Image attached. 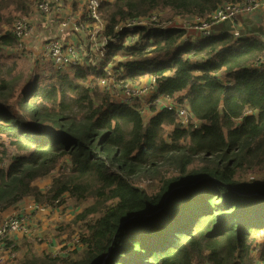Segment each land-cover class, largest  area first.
<instances>
[{"label": "trees", "instance_id": "obj_1", "mask_svg": "<svg viewBox=\"0 0 264 264\" xmlns=\"http://www.w3.org/2000/svg\"><path fill=\"white\" fill-rule=\"evenodd\" d=\"M245 1L114 0L101 7L106 37L159 15L135 47L112 45L101 66L120 55L118 70L131 81L153 77L158 95L200 122L185 128L167 109L152 107L146 121L141 104L115 103L94 68L39 73L16 52L12 32L36 0H0V223L26 200L54 209L73 200L79 211L55 236L70 243L77 225L100 214L79 234L81 251L31 249L20 264L264 262V64L254 67L264 55V26L244 16L251 39L236 38L224 21L220 35L187 44L183 27L162 29L166 16L208 24L220 7ZM49 177L43 191L37 181Z\"/></svg>", "mask_w": 264, "mask_h": 264}, {"label": "built area", "instance_id": "obj_2", "mask_svg": "<svg viewBox=\"0 0 264 264\" xmlns=\"http://www.w3.org/2000/svg\"><path fill=\"white\" fill-rule=\"evenodd\" d=\"M112 1L114 0H36L32 9V15L34 13L45 16L53 15L61 19L58 37H53L47 40L45 44L43 43L42 46L36 48L31 18L20 20L12 27V32L18 41V53L29 56L33 62V66L40 73L44 74L50 70L68 71L69 68H94L96 71L104 74V79H102L101 83L103 90L106 93L112 94L116 103L127 105L139 103L143 108L164 106L163 109L174 112L180 118L185 128H188L191 124L199 126L200 122L190 114L186 107L176 106L172 100H164L162 96H144L127 101L120 99L121 92H130L132 89L138 87L139 83L133 82V84L123 73V69L118 70L117 62H109L107 65L101 66V63H103L102 58H106V54L110 51L112 45L123 40L120 39L121 36L141 33L144 27L149 29L155 28L159 23V15L153 14L149 18L123 23L117 27L113 37H106L103 34L105 22L101 14V7L105 2ZM75 5L78 6L76 11L74 10ZM257 11H264V0H246L238 5L220 7L213 14L212 22L208 24L202 23L200 19L193 16L176 19L169 22V24H176L174 27L182 26L184 30L191 32L189 27L215 28L224 21H230L235 30L236 23H240L244 16L252 15ZM163 27L167 28L169 26L165 23ZM67 33L80 35L85 41L84 45L64 43L59 36ZM220 33L210 34L209 32H205L202 33V39L212 38L213 36L220 35ZM252 37L254 35L251 33L242 36L237 34V38L240 40H248ZM262 39L264 41V36H262ZM124 45L128 46L129 44L126 45L124 43ZM263 64L264 55L254 67L261 69ZM91 79H94V77L92 76ZM153 82L155 83V81ZM53 210L54 208L49 205L35 204L32 206L30 213L13 215L1 221L0 254L4 255L5 260H11L15 257L13 253L15 245L10 241L6 247L4 242L11 235H29L33 226V220L43 215L48 216Z\"/></svg>", "mask_w": 264, "mask_h": 264}, {"label": "rangeland", "instance_id": "obj_3", "mask_svg": "<svg viewBox=\"0 0 264 264\" xmlns=\"http://www.w3.org/2000/svg\"><path fill=\"white\" fill-rule=\"evenodd\" d=\"M249 16L251 17L250 20H252L253 22L261 23L259 25L264 26V11H257L256 13H253L252 15H249ZM166 18H167V16L165 17L164 23H166L169 27L163 28L164 30L171 29L170 26H176V24L170 25L169 22L166 21ZM180 27H182V26H180ZM251 27H252V24L247 22L245 20V17H243L241 19L240 23H236V27H235V30L233 33L236 35V38H237V34L242 36V35H246V34L250 33L248 31V29ZM189 28L191 31L189 33L191 36H186L183 39H181V43H183V44H187L189 42H191V43L198 42L199 40H201L203 38L202 33L209 32L210 34H219L222 31V30H220V26H216L215 28H212V27L206 28V27H199V26H194L192 28L191 27H189ZM150 29H154V28H150ZM251 34H253V33H251ZM253 35L255 36L256 34H253ZM259 36L262 39V36H264V35H259ZM213 37H215V36H213ZM140 38H141V33L131 34L129 36L123 35V36H121L120 39H123L124 43H126V45L129 44L128 46H134L135 44L137 45L140 42ZM120 39H119V41H120ZM107 54H109V52ZM121 61H123V58H121L120 55H115V56L111 57V59H110V62H121ZM74 69H76V68H69L68 71H73ZM96 72L98 73V71H96ZM138 79H139V86L136 87L135 89H132L130 92H125V91L121 92L120 99H122L123 101H127L129 99H138V97H144V96L155 97L159 94V88L153 82L154 81L153 77H149L148 74H144V75H140ZM131 82H133V81H131ZM45 84H41V85H45ZM158 96H162V95H158ZM162 97L164 100H167V99L172 100V102L176 106H182V105L177 104L176 100L172 99L171 97H166V96H162ZM118 104H121V103H118ZM134 104L135 103L129 104L128 106H132ZM121 105H127V104H121ZM163 107L164 106H157L155 108L156 109H163ZM151 108L152 107H149V108L145 107L144 108L143 115H144L145 119H147V120H149L151 117L154 116V114L151 111ZM51 183H52V178H50V177L37 181V185L40 187V189H43L45 191L50 188ZM90 203H91L90 201H86L83 204V206L86 207ZM32 204H35V203L32 200H28L23 204V207H28V206H31ZM74 205H77V204L75 203V201L71 200L69 202V205L66 208L60 207L58 210V213L56 214L57 218L51 222H49L48 220L44 221V222L38 221L36 226L32 228L30 235H28L26 237H21V238L16 240L18 243L23 245V247L20 246L19 251L15 250V248H14L15 251L14 252L12 251L17 256L16 261L15 260H13V261L5 260L4 255L0 254V264H20V262L23 259H25V256L31 251V249L33 251L37 252L38 254L41 253L43 249H47L51 252H58L59 251V252H61V254L69 253L72 250H73L72 253L74 251H81L83 248H82L81 244L78 245L79 234H84V233L87 234L88 232H87V230H85L86 224L94 222L98 217H100V214H98V215L92 214L85 221H83V224L77 225L75 229H77L78 234H76L74 236L73 240L70 243L66 238L65 239H59V238L57 239L55 237L56 233H57V229L62 224H65V223L71 221L72 219H74L77 212L79 211V209H77ZM25 209H27V208H21L20 211H23ZM82 211H83V208H82ZM47 222H49V223H47ZM125 224H127V222H125L123 225H125ZM13 237H14V235H11L10 238L4 242L6 247L8 246L10 241H13ZM14 245L17 247V243L15 241H14ZM48 246H50V247L48 248ZM81 254H82V252L79 253V255H81ZM259 264H264V262H260Z\"/></svg>", "mask_w": 264, "mask_h": 264}, {"label": "crops", "instance_id": "obj_4", "mask_svg": "<svg viewBox=\"0 0 264 264\" xmlns=\"http://www.w3.org/2000/svg\"><path fill=\"white\" fill-rule=\"evenodd\" d=\"M77 9H78V6L75 5L74 10L76 11ZM78 17H80V15H78ZM30 18L32 20L31 24H32V28L34 31V40H35L36 48L42 46L43 43L45 44L47 40H49L53 37H58V33L60 31L59 27H60V22H61V19L59 17H54L53 15L45 16V15H40V14L34 13L33 15L31 14ZM59 37L66 44L84 45V42H85L84 39H82V37L80 35H74L73 33H67V34L59 36ZM16 52L18 53L17 48H16ZM19 56L22 57L23 55L19 54ZM32 68H35V67L32 66ZM38 72L40 73V71H38ZM42 74H44V73H42ZM145 120L147 121V119H145ZM43 191H45V190H43ZM26 201H28V200H26ZM25 202L21 203L16 209L9 211L6 215H4V218L11 217V216L17 215V214L20 215V214H24V213H30L32 210V206L35 205L36 203L32 204L31 206H28V207H23V204ZM21 208H27V209L20 211ZM58 210L59 209H54L51 213H49L48 216L43 215V216L39 217L38 219L33 220L32 228L36 226L38 221L44 222V221L48 220L49 222H51V221L55 220L57 218L56 214L58 213ZM49 222H47V223H49ZM21 237H26V236L14 235L13 241H11V243H13V244H14V241L17 243V247L14 246V248L17 249L18 251H19L20 246L23 247V245L18 243L16 240L21 238ZM49 247L50 246H48V248ZM45 250H47V249H43L42 252ZM16 259H17V256L15 254V257L13 259H11L10 261H13V260L16 261Z\"/></svg>", "mask_w": 264, "mask_h": 264}, {"label": "water", "instance_id": "obj_5", "mask_svg": "<svg viewBox=\"0 0 264 264\" xmlns=\"http://www.w3.org/2000/svg\"><path fill=\"white\" fill-rule=\"evenodd\" d=\"M105 264V263H104Z\"/></svg>", "mask_w": 264, "mask_h": 264}]
</instances>
